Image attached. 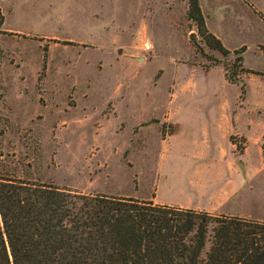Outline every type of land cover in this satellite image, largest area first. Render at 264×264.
<instances>
[{
    "label": "rangeland",
    "instance_id": "rangeland-1",
    "mask_svg": "<svg viewBox=\"0 0 264 264\" xmlns=\"http://www.w3.org/2000/svg\"><path fill=\"white\" fill-rule=\"evenodd\" d=\"M171 2L153 21L148 0H0V149L28 179L264 221V74L240 97L236 54Z\"/></svg>",
    "mask_w": 264,
    "mask_h": 264
},
{
    "label": "trees",
    "instance_id": "trees-1",
    "mask_svg": "<svg viewBox=\"0 0 264 264\" xmlns=\"http://www.w3.org/2000/svg\"><path fill=\"white\" fill-rule=\"evenodd\" d=\"M187 3L186 17L205 43L223 56L236 54L225 78L240 84L243 97L238 73H264L244 68L245 47L227 49L208 30L199 1ZM4 19L0 8V34ZM6 156L0 149V264H264L263 220L83 193L21 177Z\"/></svg>",
    "mask_w": 264,
    "mask_h": 264
},
{
    "label": "crops",
    "instance_id": "crops-1",
    "mask_svg": "<svg viewBox=\"0 0 264 264\" xmlns=\"http://www.w3.org/2000/svg\"><path fill=\"white\" fill-rule=\"evenodd\" d=\"M148 1L150 4H162V7H158L155 11L153 9H149L147 11V14L150 16L149 19L153 21H170L173 17V14L177 13L172 11V0ZM180 1L182 2V12L178 13V19L181 16L180 14H186L188 7L187 0ZM198 1L208 30L211 31L217 38H219L223 45L231 51L244 46L245 49L242 53L243 66L245 68L254 69L247 65L245 57L248 50L251 49L254 50L255 55L264 58V52L259 48L260 45L264 46V18L261 16V14L264 16V0ZM138 2L144 5V0H138ZM145 14L146 12L141 11L139 13L138 20L144 19ZM224 79L226 80L227 84L237 86L236 83L229 82L225 78V75ZM199 154L203 153L199 152ZM191 184L202 188L205 185V181L200 178L197 180H191ZM168 203L202 209L200 206L194 207L190 204H178L173 202ZM214 203L215 204L211 206H219L222 204L220 203V198Z\"/></svg>",
    "mask_w": 264,
    "mask_h": 264
}]
</instances>
